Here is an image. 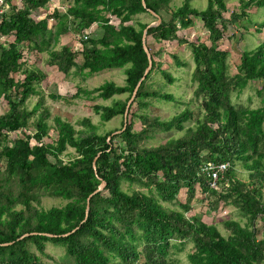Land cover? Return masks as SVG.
Masks as SVG:
<instances>
[{"label":"trees","instance_id":"trees-1","mask_svg":"<svg viewBox=\"0 0 264 264\" xmlns=\"http://www.w3.org/2000/svg\"><path fill=\"white\" fill-rule=\"evenodd\" d=\"M47 1L3 0L1 5L0 37L7 40L0 42V97L8 108L0 114V159L5 160V166L0 167V264H44L36 252L44 254L46 242L63 246L61 264H172L170 254L186 241L192 243L187 253L189 264H264V93L261 105L255 108L236 106L231 101V93L243 89L249 80H264V40L242 50L235 72L230 74L227 51L218 48L226 26L224 0H207L202 10L192 7L190 0L175 8L170 7L171 0H144L145 6L141 0H73L65 12L45 9V16L36 20L32 12ZM239 2V11L231 12L232 19L248 20L249 9L264 7V0ZM148 9L161 20L147 28L146 44L150 36L160 42L178 40L189 47L193 61L190 79L196 83L193 95L203 114L195 118V111L189 107L168 119L145 112L150 100L172 99L147 84L159 67L150 52L151 67L133 99L136 110L130 112V105L127 112L139 119V129L129 120L125 125L121 122L117 134L111 135L110 130L101 134L90 118L83 116L80 122L88 133L78 136L70 122L55 117L57 137L52 143L45 142L49 111L41 109L44 97L39 88L44 74L25 67L27 53L47 50V64L65 75L71 69L91 74L123 68V84L106 81L95 88L102 99L127 93L111 105L92 106L100 121L107 122L124 114L147 67L142 33L148 22L129 21ZM108 14L118 18V25L110 22ZM196 17L206 29L204 39L209 44L176 34ZM49 18L56 19L57 24L53 34L46 37ZM69 20L78 35L93 23L99 24L102 32L98 37L81 38L79 50L67 45L47 49L50 39L55 43L67 32ZM255 26L256 31H263L264 20ZM77 55L81 56L80 63L75 61ZM160 71L169 83L173 81L165 70ZM19 73L21 78L16 77ZM32 95L38 96V101L27 109L25 103ZM73 95H78V90ZM32 115H36L34 131L28 128ZM192 119L195 125L185 126ZM183 129L180 137L156 146L146 144L159 133ZM15 131L21 135L9 138ZM67 147L76 155L63 163L58 156ZM209 162L228 163L221 179L227 184L224 192L209 186L208 176L201 170ZM237 164L248 171V181L236 178ZM100 180L105 185L90 197L85 214L87 197ZM124 182L129 192L122 188ZM134 184L138 186L132 187ZM196 187L214 197L213 208L220 200L231 202L247 222L242 225L225 219V236L198 215H186ZM181 189L185 191L183 202L178 200ZM47 193L61 197L65 204L38 207L40 196ZM162 202L175 203L178 208ZM25 233L28 235L19 238Z\"/></svg>","mask_w":264,"mask_h":264},{"label":"rangeland","instance_id":"rangeland-1","mask_svg":"<svg viewBox=\"0 0 264 264\" xmlns=\"http://www.w3.org/2000/svg\"><path fill=\"white\" fill-rule=\"evenodd\" d=\"M183 0H171L170 7L175 8L181 5ZM226 5V11L223 12L225 19V29L222 39L218 42V48L227 51V63L229 66V73L235 72L236 66L239 63V58L242 50L254 48L259 42L264 40V30L256 31L255 23L264 20V7L249 9V19L244 18H231V12L239 11V0H224ZM73 0H48L47 3L34 10L32 13L35 19H41L45 16V9L49 12L53 9L58 10L60 13L66 11L67 6L72 4ZM207 0H190V5L198 10H202L206 7ZM157 14V13H156ZM158 15V14H157ZM112 24L118 25V18L107 15ZM159 16V15H158ZM168 15H165L167 18ZM156 15L151 12H144L132 17L129 21L134 23L136 20L143 22L156 21ZM48 32L46 37L54 31L57 24L56 19H48ZM67 32L60 34L57 41L53 43V38L49 41V47L47 49H60L61 45H67L72 50H79L81 48V38L85 37H98L102 30L99 24L93 23L87 29L83 30L79 35L72 31V23L69 20L67 23ZM53 34V33H52ZM178 38H186L187 40H204L206 44H209L208 40H205L207 34L206 29L203 27L202 21L196 17L192 20L191 25L186 28H178L176 32ZM52 36V35H51ZM146 38V37H145ZM39 39V37L37 38ZM7 40L5 37H0V42ZM146 43V42H145ZM146 46L149 48V52H153V59L159 64L150 75L147 80V84L151 90H160L161 92L168 93L172 96L170 100L157 99L150 100V104L145 108V112L149 116H158L160 119H168L173 114L182 110L184 107H189L195 111V118L200 117L203 110L198 107V100L194 97L193 91L195 90L196 83H193L190 79V74L193 68V61L191 58V52L189 47L185 43H180L178 40L172 41H154L150 36L147 37ZM26 65L28 69H35L41 71L44 76L39 83V88L43 93L44 102L41 105V109L47 108L49 111V117L47 118L48 133L44 137L45 142L52 143L56 139V130L54 129V118L59 117L63 120L70 122L76 130H78V136H83L88 133V130L81 124L80 120L83 116L90 118L92 124L97 126V133L104 134L106 131H112L111 135H115L119 132L121 122L124 121V116L117 115L112 117L107 122L100 121L99 114L92 108L93 105H111L116 99H124L127 93L120 95H113L108 99H102L98 97V91L96 87L100 86L106 81H112L117 85L124 83L125 74L123 68H111L104 69L96 73L85 74L83 72H76L74 69L70 70V73L65 75L55 69L54 66L47 64L48 51L43 50L41 52L32 51L26 55ZM75 61L81 62V56L77 55ZM184 64V65H183ZM127 64L126 66H128ZM161 69L165 70L173 79L171 83L165 79L161 74ZM18 78L22 77V74H17ZM264 80L253 79L249 80L247 85L240 91H233L231 93V101L234 105L249 106L252 108L261 105V99L264 91L262 90ZM80 88L82 91H80ZM78 90V95H73ZM89 92V93H86ZM50 94L60 95L59 98H52ZM38 101V96H30L25 107L31 109L33 105ZM131 111L136 110V105L131 102ZM8 104L6 100L0 97V114L7 111ZM38 115V113H37ZM36 115H32L28 121V128L34 131V120ZM132 120L133 128L139 129L140 122L137 117H131L129 113L126 116V122ZM195 119L185 122V126H194ZM264 126V125H263ZM184 130H171L168 132H162L157 134L153 139L148 140L146 143L148 146H156L165 142L170 138H177L184 134ZM19 131L10 132L9 138L20 136ZM107 137V140L110 139ZM116 143V139L114 140ZM34 139L30 140L33 144ZM76 155L74 149L67 147L63 151L58 159L65 163L72 159ZM50 161L54 162V158L49 156ZM5 166V160L0 159V167ZM236 178L242 181H248V171L242 167L241 164L235 165L234 168ZM264 171V170H263ZM227 185V184H226ZM226 185H220L216 187L219 192H224ZM134 184L132 187H137ZM122 188L129 192L130 187L127 182L122 183ZM146 191V188H141ZM264 200V188L262 190ZM178 200L183 202L185 200V191L181 189L178 193ZM214 197L206 195L201 192L199 187H196L195 196L191 200V210L186 215L196 214L201 220L208 224H214L222 235H227V231L223 226L225 219H233L240 224L244 225L247 222L246 216L241 214L239 209L231 202L224 203L219 201L216 208L212 207ZM65 200L57 195L45 194L40 196L38 207L48 209L52 206H62L65 204ZM164 206L177 209L178 206L175 203L162 202ZM257 227L259 222L256 221ZM179 249H175L170 254L172 264H189L187 259V253L192 248V243L186 241L184 245H178ZM44 254L36 252L41 258L44 264H61L64 260L65 250L61 245H54L51 242L45 243Z\"/></svg>","mask_w":264,"mask_h":264},{"label":"water","instance_id":"water-1","mask_svg":"<svg viewBox=\"0 0 264 264\" xmlns=\"http://www.w3.org/2000/svg\"><path fill=\"white\" fill-rule=\"evenodd\" d=\"M141 1H142V5L145 6V2H144V0H141ZM148 11L151 12V13H153L154 15H156V18H157L156 21L148 23L147 26L143 29V33H142V44H143V49H144V51H145V53H146V55H147L148 64H147V67L145 68V71H144L143 75H142V76L140 77V79L138 80V82H137V84H136V86H135V88H134V90H133V92H132L130 98L128 99V101H127V103H126L125 111H124V114H123V116H124V125H125V123H126V116H127V112H128L129 106H130L131 102H132L133 99H134V96H135V93H136V91H137V88H138L139 84H140L141 81L143 80L145 74L148 72V70H149V68L151 67V64H152L151 55H150V52H149V50H148V48H147V46H146V43H145L146 30H147V28L150 27V26L157 25V24L160 22L161 19H160V16H158V15H157L155 12H153L152 10L148 9ZM93 162H94V161H93ZM93 166H94V163H93ZM104 185H105V182H104L103 180H100V183L98 184L97 188H96V189H95V190H94V191H93V192L87 197L86 206H85V214H87L88 209H89V199H90V197H91L94 193H96L97 191H100V190L104 187ZM76 229H77V227H75L72 231H74V230H76ZM72 231H71V232H72ZM66 234H68V233H65V234H63V235H66ZM26 235H28V234L25 233V234L21 235L19 238H22V237H24V236H26ZM50 236H51V235H50Z\"/></svg>","mask_w":264,"mask_h":264},{"label":"built area","instance_id":"built-area-1","mask_svg":"<svg viewBox=\"0 0 264 264\" xmlns=\"http://www.w3.org/2000/svg\"><path fill=\"white\" fill-rule=\"evenodd\" d=\"M1 5H3V0H0V13L3 11ZM227 165L228 163L226 162H209L202 166L201 170L207 174L208 183L211 188L216 189L217 186L224 185V182L221 181V179L223 177V172L226 169Z\"/></svg>","mask_w":264,"mask_h":264},{"label":"crops","instance_id":"crops-1","mask_svg":"<svg viewBox=\"0 0 264 264\" xmlns=\"http://www.w3.org/2000/svg\"><path fill=\"white\" fill-rule=\"evenodd\" d=\"M36 10V9H35ZM37 11V10H36ZM36 16V15H35Z\"/></svg>","mask_w":264,"mask_h":264}]
</instances>
